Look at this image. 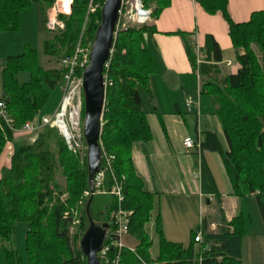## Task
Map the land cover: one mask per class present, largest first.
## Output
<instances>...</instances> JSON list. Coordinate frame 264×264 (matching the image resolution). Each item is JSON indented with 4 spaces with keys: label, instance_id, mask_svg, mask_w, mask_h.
<instances>
[{
    "label": "trees",
    "instance_id": "trees-1",
    "mask_svg": "<svg viewBox=\"0 0 264 264\" xmlns=\"http://www.w3.org/2000/svg\"><path fill=\"white\" fill-rule=\"evenodd\" d=\"M174 0H143L144 8L152 10L156 20ZM207 14H221L228 23L230 40L237 52L240 70L219 82H208L201 94L216 98V115L222 125L228 149L218 136L206 132L201 136V153H218L226 168L236 197L255 196L259 205L264 199V12L254 13L249 22L236 25L229 13V0H194ZM56 0H0V37L17 32L22 14L33 4L41 5L45 23L48 11ZM100 8L88 13L90 0H74L71 16L60 15L64 29L44 43L43 54L60 60L74 53L82 38L92 45L102 22L105 0H95ZM154 26H138L118 32L113 53L104 71L108 81L103 130L100 144L111 160L112 174L107 172L101 193H95L90 203V215L97 225L109 224L104 242L107 256L102 264H242L245 220L238 216L230 223L222 219L218 234L209 233V222L192 232L188 248L166 241L159 212V195L144 190L132 163V150L137 143L152 140V133L143 109L139 88L153 100L151 78L159 73L158 64L146 45V39L156 33ZM187 41L189 36L180 33ZM207 58L222 61L216 44H209ZM88 46V47H89ZM257 48V50L255 49ZM242 52V53H241ZM186 53L196 65L194 44H186ZM215 66H200V74L211 73ZM29 73L30 80L19 85L18 76ZM81 76V74H80ZM2 94L0 103L13 120L16 130L34 121L51 97L64 83V71L44 70L36 51L31 47L17 57L0 64ZM85 111L83 110V121ZM17 136L6 127L0 128V165L8 156L6 143L14 142L10 166H0V250L8 264H25L14 248V233L18 224H26L27 264H87L80 242L90 222L87 206L90 202L87 149L70 151L58 130L45 127L32 145L15 143ZM86 145L82 139L80 142ZM201 186L205 196L217 203L221 195L212 173L201 158ZM106 167L102 160L101 170ZM116 182L120 184L123 201L110 195ZM65 180L61 186L59 178ZM89 193V196L86 194ZM85 202L79 210L81 202ZM220 206V205H219ZM121 209L129 219L128 237L137 245L119 250L113 242V214ZM77 210L80 211L77 214ZM76 212V213H74ZM222 217V211H218ZM152 226L158 241V254H151L154 242L148 228ZM202 233V242L195 238Z\"/></svg>",
    "mask_w": 264,
    "mask_h": 264
},
{
    "label": "crops",
    "instance_id": "crops-1",
    "mask_svg": "<svg viewBox=\"0 0 264 264\" xmlns=\"http://www.w3.org/2000/svg\"><path fill=\"white\" fill-rule=\"evenodd\" d=\"M257 12H264V0H229L228 13L236 25L249 22ZM151 26L157 32L146 39V45L149 48L148 41L151 39L155 51L149 49L158 64L159 73L151 78L153 100L147 94L145 101L141 99L152 140L134 145L132 163L144 190L159 195V212L166 241L188 248L192 232L202 226L204 219L209 222V233L218 234L223 225L222 219L230 223L240 215L247 213L251 216L259 211L255 202L253 207V200L257 201L255 196H235L218 153H201L196 149L188 151L184 147L185 139L197 140L200 134L210 132L216 134L222 146L228 149L222 125L216 115L218 102L213 96L202 95L201 90L205 83L219 82L236 75L241 67L230 40L228 23L221 14H207L194 0H174L152 21ZM180 33L187 34L189 39L186 41ZM208 37L211 39L209 44H216L222 53L220 63L214 61L213 55L206 61ZM191 42L200 50V58L196 56L195 66L186 53V44ZM202 64L215 66V70L210 74L205 72L202 76ZM160 90L165 92L161 93ZM190 101H195V105L189 111L187 102ZM201 158L212 173L221 195L220 204L214 197L202 193ZM0 166L9 167L10 158L6 156ZM220 210L222 217L218 212ZM263 231L264 224L263 230L260 228V234L263 235L260 238H254L255 233L248 231L247 236L250 235L249 238L253 240L252 243L250 240L246 242V239L243 241L242 264H247L244 253L248 243L252 251L255 246L258 249L264 247ZM259 239L262 241L258 242ZM262 255L264 259V248ZM0 264H7L1 250Z\"/></svg>",
    "mask_w": 264,
    "mask_h": 264
},
{
    "label": "built area",
    "instance_id": "built-area-1",
    "mask_svg": "<svg viewBox=\"0 0 264 264\" xmlns=\"http://www.w3.org/2000/svg\"><path fill=\"white\" fill-rule=\"evenodd\" d=\"M73 4L74 0H56L55 4L53 5L51 17L49 18V30L54 31L57 28H64L63 24L58 23L57 18L60 15L71 16L73 11ZM99 8L100 5L96 4L95 0H90L88 13H95ZM150 17L151 14L148 10H145L142 0H122V6L119 12L117 32L120 29L125 30L127 28H130V24L136 26H144L150 21ZM91 46L92 45H90L89 47H85L81 38L74 50V53L61 59L60 67L61 70L64 71V83L60 87V89L65 94V98L51 118H44L40 127H37L35 122L33 121L23 126L22 129L16 130L13 125V120L10 118L9 114L6 111L5 105L3 103H0V128L4 129L6 127L13 134H15V136H17L21 133H32L35 129L40 130L43 127H50L52 129L58 130L64 136L69 150L76 153L81 147L80 142L83 139V130L79 131V134L77 136L73 135L80 124H78V121L75 118L78 114L76 113V109L72 105L71 100H73V97L76 95L77 91L83 92V72L90 62ZM195 53L196 56L200 58L199 48H195ZM106 68H108V65ZM191 106L192 104L190 102H187L189 111ZM200 145V135L198 136L197 140L187 138L184 141V147L188 151L196 149L198 152H201ZM6 148L9 153V158H11L14 150V142L8 140L6 143ZM102 159L105 161L106 167L103 168L100 173L97 174L94 178L95 193H101L107 172L112 174L111 160L113 158L106 156L103 152ZM113 179L115 181V184L110 192V195L114 196L117 199L118 204H120L123 201L121 186L116 182L114 177ZM128 216L129 215L123 212L120 208L112 216L114 221V232L112 233L113 242L110 245L116 247L119 252L127 247L123 243V238L128 236L129 232ZM195 242H202L201 234H199L195 238ZM108 249L109 246H103L102 251L99 254V258H105L107 256ZM130 249L133 251L132 248ZM118 262L119 256L115 259L113 264H118Z\"/></svg>",
    "mask_w": 264,
    "mask_h": 264
},
{
    "label": "rangeland",
    "instance_id": "rangeland-1",
    "mask_svg": "<svg viewBox=\"0 0 264 264\" xmlns=\"http://www.w3.org/2000/svg\"><path fill=\"white\" fill-rule=\"evenodd\" d=\"M143 2V0H142ZM144 4V3H143ZM53 7L48 11V23L49 18L51 17ZM145 10H147L145 8ZM150 14L153 12L152 10H148ZM59 17V16H58ZM154 19L150 17V21L146 24V26H151L152 21ZM58 23L63 24L62 21L57 18ZM48 23L46 25L44 16L42 13V8L40 4L33 3L21 16V24L20 28L17 32L13 33H6L1 35L0 37V64L9 57H17L23 54L26 50V48L31 47L36 51L39 64L42 66L44 70H54V69H60V60H57L53 57H48L43 54V46L44 43L48 40H51L55 35H57L60 31H62L64 28H57L54 31H51L48 29ZM130 28L132 27H138L136 25L130 24ZM141 27V26H140ZM120 29L119 31H121ZM118 31V32H119ZM118 32L116 35H118ZM150 38V37H148ZM149 48L151 50L155 51L154 44L151 39L148 41ZM89 46L88 44H85V47ZM257 50V48H255ZM113 53V52H112ZM107 69V68H106ZM19 85L22 86L25 83L29 82L30 75L29 73H21L18 76ZM106 81V89L108 85V81L105 78ZM161 93H164V90H160ZM140 96L146 100V93L139 88ZM163 95V94H162ZM65 98V94L61 91V89H57L54 92H52L50 99L44 106V108L41 110V112L37 115L34 122L37 127H40L42 124V120L44 118H51L55 111L59 108L60 104ZM214 98V97H213ZM107 100V95H106ZM72 105L76 109V113L78 114L75 118L78 121L79 127L76 129V132L73 133L74 136H77L79 134V131L83 130V110H84V97L83 92L77 91L76 95L73 97V100H71ZM192 106H194L195 101H190ZM106 106V103H105ZM147 108V106H146ZM33 122V121H30ZM27 122L26 124L30 123ZM25 124V125H26ZM24 125V126H25ZM102 125H103V119H102ZM45 127L39 129H35L32 133L25 134L21 133L17 135V138L15 139V143H18L20 145H32L37 137L39 132H41ZM59 132V131H58ZM59 134L63 137L64 136L59 132ZM65 140V139H64ZM85 151L86 148H84L82 145L80 147V150ZM8 153V151H7ZM9 157V153H8ZM59 182L61 186H65V180L63 178H59ZM89 195V193H87ZM86 194V196H88ZM252 200V199H250ZM264 200V199H263ZM248 202V201H246ZM257 205L256 208H258L259 211H256L251 216H249L247 213L243 216L245 220V235L243 238V241L246 239V242H251V238H249L250 235L247 236L248 231L251 233H255L253 236L254 238H260L263 235L260 234V228L262 227L263 230V224H264V201L263 206H260L258 201L253 200V207L255 208V203ZM85 202H81L78 206V209L80 210ZM247 204V203H245ZM77 210V214L80 213V211ZM262 211V212H261ZM76 213V212H74ZM263 222V223H262ZM249 227V229H248ZM27 225L26 224H18L15 229L14 233V248L22 257L25 264H27L26 259V249H25V240H26V234H27ZM148 232L151 235V238L154 242V245L152 247L151 254L153 257H155L158 254L159 248H158V241L157 238L153 232L152 226L148 228ZM264 232V231H263ZM260 234V235H258ZM262 240H258V242H261ZM123 243L125 246H131L136 244L137 242L132 240L130 237L126 236L123 238ZM260 244V243H259ZM133 248V247H132ZM254 248V247H253ZM264 247H260L259 249L255 246V249L252 251V246L249 245L245 249L244 253V260L247 262V264H264V259L262 255V250ZM2 253V252H1ZM3 254V253H2ZM5 257V255L3 254ZM6 259V257H5ZM6 263L8 264L7 260Z\"/></svg>",
    "mask_w": 264,
    "mask_h": 264
},
{
    "label": "water",
    "instance_id": "water-1",
    "mask_svg": "<svg viewBox=\"0 0 264 264\" xmlns=\"http://www.w3.org/2000/svg\"><path fill=\"white\" fill-rule=\"evenodd\" d=\"M121 6L122 0H105L101 10L102 22L91 46L90 62L82 78L85 111L83 140L87 149L91 198L87 206L90 226L80 242V247L87 264H102L99 254L110 230L109 224L97 225L93 221L90 215V203L95 195L94 178L100 173L103 160L100 139L106 103L104 71L112 56ZM206 202L209 204V198Z\"/></svg>",
    "mask_w": 264,
    "mask_h": 264
}]
</instances>
